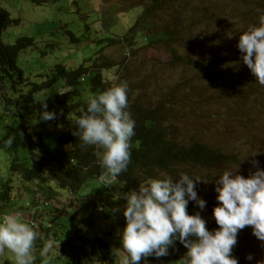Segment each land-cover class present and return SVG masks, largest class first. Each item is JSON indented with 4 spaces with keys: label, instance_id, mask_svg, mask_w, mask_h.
I'll return each instance as SVG.
<instances>
[{
    "label": "rangeland",
    "instance_id": "rangeland-1",
    "mask_svg": "<svg viewBox=\"0 0 264 264\" xmlns=\"http://www.w3.org/2000/svg\"><path fill=\"white\" fill-rule=\"evenodd\" d=\"M213 1L217 3L216 18L197 25L193 24L196 21H192L191 34H188L190 40L185 36L176 45V50L190 62H177L160 43L166 39V35L155 28L151 18L144 13L143 5L129 7L131 2L136 3L137 0H112L110 7L115 5L112 11L110 3L105 0H0V7L7 9L12 18L19 19L5 31L3 40L12 43L21 35L35 39L36 45L26 49L18 60L19 66L25 69L24 76L30 82L59 62L69 68L81 63L90 68L93 64L99 65L96 69H90L91 75L99 72L102 81L109 87L127 81L129 106L135 103L137 107L155 110L156 119L171 136L184 141L200 140L231 155V162L196 173H202V189L207 194L204 200L207 203L209 197L214 207L218 203L217 193L209 192V186H215V180L225 169L234 170L239 165L237 171L245 177L257 167L264 169V85H260L243 64L237 48L239 32L249 25H258V10H264V7L247 2L259 3V0ZM260 1L264 3V0ZM233 2L240 4L234 15L229 11L233 8L229 7ZM249 7L253 10L245 19L239 14V9L247 11ZM122 38L129 43L123 45ZM229 52L232 56L226 57ZM89 87L85 85L84 90L74 95H79V100L85 99L83 95H86ZM62 90L61 86L55 88L56 92ZM44 93L35 95L40 112L36 113L31 107L27 110L29 115L25 111V116H29L26 119L33 126V133L40 131L45 138L49 136L48 141L39 140L37 144L45 147L50 141L54 156H67V148L52 142L56 133L51 131L49 125L41 128L35 125L42 122L40 114L43 102L47 106H61L65 110L70 106L69 99L73 93L68 91L66 96H47ZM0 94L8 101L9 95L5 89H1ZM20 190L23 192L20 193ZM24 191L21 185L14 189L9 205L3 206L7 208L4 214L18 213L30 226L36 222L46 225L53 205H41V210L33 213L34 207L28 205V195L26 198L22 196ZM121 192L125 191L117 178L102 174L91 180L83 188L82 200L85 203L95 202L98 205L97 213L103 211L101 215L105 219L102 227L99 220L96 226L89 225L91 213L77 215L75 222L65 221L67 228L76 225L88 231V237L84 241L74 242L72 236L64 235L66 232L60 231V228L55 229L56 234L53 232L50 240L51 248L38 255L40 260L33 258L32 264H105L98 259L97 246L91 242L93 233L102 234L112 247L123 253L120 230L126 224L123 216L126 201L113 199ZM96 205L92 207L93 216ZM32 220L35 222L31 223ZM239 234L244 245L241 256L243 264H256V261L264 260V242L252 234L251 226H246ZM64 241L68 244L63 245ZM1 253L4 257H1ZM249 254L252 260L246 259ZM0 264H16L15 255L7 248L3 249L0 251ZM117 264H122L120 255ZM140 264H144L143 259ZM147 264L155 263L147 259Z\"/></svg>",
    "mask_w": 264,
    "mask_h": 264
},
{
    "label": "trees",
    "instance_id": "trees-1",
    "mask_svg": "<svg viewBox=\"0 0 264 264\" xmlns=\"http://www.w3.org/2000/svg\"><path fill=\"white\" fill-rule=\"evenodd\" d=\"M247 2L264 7L263 1L260 0L259 3ZM139 4L143 5L144 13L151 18L155 28L166 35V39L160 43L172 53L177 62H190L176 50V45L182 42L185 36L187 40H190L188 34H191L193 24L197 25L205 20L214 19L217 14V3L213 0H144L142 2L137 0L136 3L131 2L129 7ZM239 5L233 2L229 6L233 8L229 11L233 15L236 14L238 10L236 7ZM252 10V7H249L247 11L240 8L239 14L247 19ZM18 21L11 17L7 9L0 7V90L5 89L9 95L7 101L0 94V202L3 203L2 207L8 206L14 189L21 185L25 190L22 196L26 198L28 195L30 200L28 205L37 206L41 202L53 205V209L49 210L46 225L37 222L31 226L40 233V238L34 242L32 250L33 258L38 261L40 260L38 255L45 252L46 244L52 240L51 236L55 229L60 228V231L67 233H63L64 235L72 236L74 242L84 241L88 237V231L75 227L76 225L67 228L65 221L75 222L77 215L91 213L88 217L89 225H95L99 220V226L102 227L101 223L105 219L104 215H101L103 211L97 213L98 205L95 202L85 203V200H82L84 198L82 191L91 180L105 173L97 155L103 150L94 145H82V141L72 133L75 130V120L80 115V109L85 107L86 101L109 86L102 81L99 72L91 75L90 69H96L99 65L93 64L90 68L84 63L74 68H69L61 62L56 63L48 72L42 73L30 82L24 76L25 69L19 66L18 60L26 49L36 45L35 39L28 35H21L12 43L3 40L5 31L12 23ZM192 21L196 22L192 24ZM124 38L127 39V37ZM230 55L232 56L231 52L226 57ZM85 85L90 87L87 88L86 95L82 93L85 99L79 100L77 99L79 95L74 93L84 90ZM57 86H61L63 90L56 92ZM65 89L73 93V97L69 99L70 106L62 110L61 106L54 107L50 104L47 110L55 112L56 118L49 121L42 120L35 125L40 128L49 125L52 128L51 131L56 133L52 142L69 150L67 156L62 154L56 157L53 155L50 141L45 147H41V143L37 144L39 140L48 141L49 136L45 138L40 131H37L41 134L40 136L32 132L33 126L26 119L29 116H25V111L29 115L28 111L32 107L36 113L40 112V107L36 106V94L45 92L47 96H66L68 91ZM13 107L15 109H12ZM129 108L134 111H130ZM128 111L135 120V135L130 141L131 157L127 171L117 177L123 184V190L125 192L132 189L138 190L139 186L147 180L160 178L162 173L176 177L175 179H178L177 176L180 173H187L190 177L200 180L196 181L195 190L199 198L205 199L207 194L206 190L202 189L203 178H200L202 173H196L229 163L232 161V156L200 140L184 141L171 136L168 129L156 119L155 110L137 107L135 103L129 106L128 103ZM214 187L210 184L209 192H214ZM22 192L20 190V193ZM95 205V216H93L92 207L94 208ZM72 209L75 210L72 211ZM212 210L213 203L209 201V197L203 210L199 209L195 201H189L187 205V212L189 214L199 212L209 230L218 228ZM54 233L56 234V231ZM91 242L97 246L96 254L102 263L117 264L118 255L112 254L115 248L102 234L93 233ZM66 244L68 243L64 241L63 245ZM243 250L244 245L238 233L237 243L232 249V255L238 260V264H243L241 261ZM186 251L184 245L177 240L174 242V247L168 250L167 256L159 258L149 256L147 259L155 264H183L182 257ZM92 255L93 249L90 250V257Z\"/></svg>",
    "mask_w": 264,
    "mask_h": 264
},
{
    "label": "clouds",
    "instance_id": "clouds-1",
    "mask_svg": "<svg viewBox=\"0 0 264 264\" xmlns=\"http://www.w3.org/2000/svg\"><path fill=\"white\" fill-rule=\"evenodd\" d=\"M258 13V25H249L239 32L237 48L243 64L255 80L264 85V10ZM122 40L123 45L129 43ZM127 93L128 83L121 81L90 97L80 109L72 133L82 145H94L103 150L97 153L99 163L104 174L112 179L127 171L130 141L135 135V120L128 111ZM41 109L40 120L56 118L55 112L47 110L45 102ZM238 166L234 170L225 169L215 180L218 203L212 215L218 228L212 230L206 227L199 212H187L189 201H195L201 210L206 205L195 190L196 181L200 180L187 173H180L178 179L162 173L160 178L147 180L138 190L116 194L114 200L126 201L123 210L126 224L120 230L123 253L113 249L112 254L120 255L122 264H140L142 258L147 264L149 256H167L169 247L178 240L187 249L183 264H238L232 249L240 230L251 226L252 234L264 242V169L257 167L245 177L238 173ZM41 205L47 206V203L33 206V213H38ZM38 238L40 233L18 213L0 216V251L10 250L16 264H32V250ZM51 246L49 240L46 250ZM246 259L253 257L249 254ZM256 264H264V260Z\"/></svg>",
    "mask_w": 264,
    "mask_h": 264
},
{
    "label": "crops",
    "instance_id": "crops-1",
    "mask_svg": "<svg viewBox=\"0 0 264 264\" xmlns=\"http://www.w3.org/2000/svg\"><path fill=\"white\" fill-rule=\"evenodd\" d=\"M107 3H110V5H109V8H110V11H112L113 10V7H115V5L113 6V7H110L111 6V2H112V0H105ZM107 15V14H106ZM106 15H105V17H106ZM2 204L3 203H1L0 202V216H3L4 215V211H6V209H4L3 207H2ZM1 257H4L3 256V253H1ZM7 261H9V260H7Z\"/></svg>",
    "mask_w": 264,
    "mask_h": 264
},
{
    "label": "built area",
    "instance_id": "built-area-1",
    "mask_svg": "<svg viewBox=\"0 0 264 264\" xmlns=\"http://www.w3.org/2000/svg\"><path fill=\"white\" fill-rule=\"evenodd\" d=\"M72 160V159H71ZM34 220L31 221V223H33ZM35 222V221H34Z\"/></svg>",
    "mask_w": 264,
    "mask_h": 264
}]
</instances>
